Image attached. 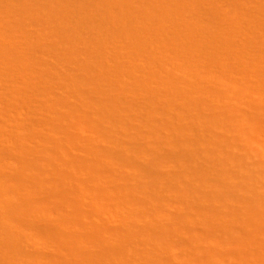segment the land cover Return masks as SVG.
Segmentation results:
<instances>
[{
    "label": "bare ground",
    "instance_id": "obj_1",
    "mask_svg": "<svg viewBox=\"0 0 264 264\" xmlns=\"http://www.w3.org/2000/svg\"><path fill=\"white\" fill-rule=\"evenodd\" d=\"M40 1L0 0V264H264V0H72L77 38ZM140 115L200 144L227 138L239 208L230 193H199L196 207L187 176L175 203L161 174H130L134 116L149 132ZM76 224L93 226L96 252Z\"/></svg>",
    "mask_w": 264,
    "mask_h": 264
},
{
    "label": "rangeland",
    "instance_id": "obj_2",
    "mask_svg": "<svg viewBox=\"0 0 264 264\" xmlns=\"http://www.w3.org/2000/svg\"><path fill=\"white\" fill-rule=\"evenodd\" d=\"M36 4H39V1H37V0H33ZM42 1H45V2H43L42 3ZM46 1H47V3H46ZM56 1H58V2H56ZM64 1V2H63ZM72 0H41L40 1V5H42V7H44L43 9H47L46 11H47V13L49 14V12H53L54 13V15H52L51 13V16L52 17H54V20L55 21H58V18H59V20H60V23L63 21L64 22V24L68 27L66 30H68V29H70V28H72V30H70L72 33H75L76 31H78L76 28H75V26L73 27L72 26V24H74L75 23V21H71V20H73L74 19V17H76V13H75V11H74V7H72L73 5H72V2H71ZM25 2V1H24ZM66 2V3H65ZM56 3H57V5H56ZM61 3V4H60ZM83 3H85V5L84 6H88L89 7V5L86 3V1H84L83 0ZM39 5V6H40ZM54 5V6H53ZM60 5H62V6H60ZM66 5V7H64ZM57 6V7H56ZM58 6L60 7V8H58ZM46 7V8H45ZM55 7V8H54ZM23 8H26L25 6L23 7ZM85 8V7H84ZM83 8V9H84ZM64 9V11L65 12H67V13H64V11L62 12V10ZM68 9H70L69 11H68ZM88 9H90V8H88ZM94 9V8H93ZM98 9L99 8H97V9H95V10H97L98 11ZM60 10V11H59ZM49 11V12H48ZM55 11V12H54ZM16 12V15L17 16H19L20 14H21V11L19 12V11H15ZM18 12L20 13V14H18ZM59 12V13H58ZM64 13V14H63ZM86 13H88V12H86ZM49 14V15H50ZM61 15V16H60ZM70 15V16H69ZM87 16H88V14H86ZM86 15H84V16H82V18H83V20L81 19V21L83 22L84 21V24H85V27H86V25L89 27L91 24H94V23H96V21L94 20V18H93V21H95L94 23H92V17H87ZM64 16H65V18H64ZM66 16L67 17H70V19L68 18V21H67V19H66ZM73 17V19H72V17ZM0 19H4L3 21L5 22V23H9V22H7V21H10V18H9V20H7L8 18L6 17V16H4V15H2V12H1V10H0ZM55 17H57V18H55ZM64 18V19H63ZM61 19H62V21H61ZM7 20V21H6ZM90 20V21H89ZM62 22V23H63ZM71 22H74V23H71ZM89 22V23H88ZM56 24H58L57 22H55ZM59 23V24H60ZM70 23V24H69ZM91 23V24H90ZM84 24H83V26H84ZM15 25H17L16 23H15ZM69 25V26H68ZM71 25V26H70ZM65 27V26H64ZM76 29V31L75 32H73V29ZM77 34H79V32H76V35ZM74 35V34H73ZM75 36V35H74ZM76 38L77 37H81V36H75ZM80 39H82L83 40V38H80ZM80 39H79V41H80ZM76 40H78V39H76ZM64 44V43H63ZM64 46H62V48H63ZM61 48V49H62ZM64 50H65V48H64ZM63 52V51H62ZM64 53V52H63ZM64 55V54H63ZM217 55V54H216ZM63 57V56H62ZM125 99V98H124ZM122 101H123V99H122ZM125 101V100H124ZM132 117H133V115H132ZM137 117V116H136ZM141 117V119L140 120H142V122H141V125H143L144 127H146V129H147V131L149 130V132H146L145 130H144V132H143V130L140 128V125H139V123H137V121H139V120H137V119H135V116H134V120L132 119V125L134 126V128H131L132 130V132H133V134L135 135V137L137 138V137H139L138 138V140L137 141H141V143H138L136 140H135V138L133 139H131L130 141L132 142L131 143V146H132V148H133V150H132V155L133 154H135V156H134V158H136L135 160H133V161H135L134 163H133V165H132V163H131V165L132 166H129V168H130V171H129V173L130 174H135V176L136 175H138V177H139V174H143L144 172V174H151L150 176L152 177V174L154 175V174H161L160 175V177L161 178H163L164 180H166V182H168L171 186H172V188L173 189H171V191H172V193L171 192H169L167 195H168V199H172V198H174L175 196H173V194H175V191L177 190V188L178 187H176L177 185V179L179 178V176H187L186 177V179H187V181H186V183H184V186H185V189H186V191H185V193L188 195V198L190 199V200H192V201H194V204H195V206L197 207L198 206V204H197V196L196 195H199V193L200 194H204V195H206V197H207V199H208V201H217L218 203H221L222 202V197H223V195H225L224 193H230V195H232V198H233V200H234V209L236 210L237 208H239V206L241 205L240 204V199H239V196H237L238 194H236L234 191H231V186H230V184L228 183V182H226L227 180H225L224 178V169H226L228 166H229V163H230V160H232L231 158H232V156H231V152H232V147L230 148V143H229V141H226L227 140V138H225L226 140H223V139H221V138H219L218 140L216 139H212V140H208L207 141V138L205 137V143L207 144H200V142H198L195 138H193V137H191L189 134H187V136H186V133H188L187 131H185L184 129H182V128H179L178 127V125L179 124H177L176 123V127H175V122L173 123L174 124V126L172 125V122H169V123H171V124H168L167 126H166V128H167V130H166V128H165V130H166V133H165V131L164 132H162V131H160L158 128H157V126L155 125L156 123H154L153 121H152V119L151 118H149V120H148V118H146V120H144V119H142L143 117L140 115L139 116V118ZM138 118V117H137ZM137 120V121H136ZM109 123V122H108ZM110 123H112V122H110ZM111 126H112V124H110ZM110 125H108V127L106 126V128H109V126ZM110 126V130L112 131V127ZM132 126V127H133ZM114 127V126H113ZM169 127V128H168ZM136 128V129H135ZM232 128H234V127H232ZM109 129H105V131H106V133H104V131H103V133H101V131L102 130H100V133H101V137H109L110 136V133H111V131L109 130ZM153 129H154V131H153ZM174 129V130H173ZM134 130L136 131V133H134ZM233 129H231V131H232ZM235 130V129H234ZM233 130V131H234ZM109 131H110V133H109ZM184 131H185V133H184ZM148 133V134H147ZM159 133V134H158ZM162 133H165L166 135H164V136H162L163 134ZM184 133V134H183ZM137 135V136H136ZM152 135V136H151ZM159 135V136H158ZM166 136V137H165ZM101 137H99L100 138V140H97V141H99V143H101V146H98L100 149L97 151V150H95V151H97L96 152V154L98 155V157L99 158H101L100 159V162L102 163V165H104L105 164V156L103 155V150H101L102 148L101 147H103L104 148V146H105V143H103V145L104 146H102V142H100L102 139H101ZM141 137V138H140ZM157 138V139H156ZM183 138V139H182ZM172 139V140H171ZM176 139H177V141L178 140H185V142L187 143V149H185L184 147H182V146H180V145H176V146H172V141L174 140V141H176ZM143 140H145V141H143ZM103 142H106V141H104V140H102ZM204 141H202L203 143H204ZM211 141H213V142H211ZM215 141V142H214ZM219 141V142H218ZM226 141V142H225ZM143 142V143H142ZM163 142V143H162ZM98 143V144H99ZM161 143V144H160ZM164 143H165V145H164ZM210 143V144H209ZM223 143H226V146H224L225 144H223ZM142 144V145H141ZM198 144L199 145H201V148L198 146ZM135 145V146H134ZM141 146V147H140ZM161 146V147H160ZM198 146V147H197ZM163 147V148H162ZM206 148V150H208V151H211V152H207L206 150H205V148ZM137 148V149H136ZM146 148V149H145ZM230 148V149H229ZM203 150H205L204 152H203ZM102 151V152H101ZM138 151H140L139 153H138ZM143 151V152H142ZM145 151H150V155L148 156V155H146L145 154ZM201 151H202V153H204V154H202V155H204V156H202L201 155ZM143 154V155H142ZM127 157H128V159H129V156L127 155ZM32 158H30V160H31ZM98 159V158H97ZM216 159V160H215ZM136 160H137V162H136ZM142 160V161H141ZM141 161V163H139V162ZM98 162H99V159H98ZM99 162V163H100ZM145 162V163H144ZM214 162H216L217 163V165L215 166L214 165ZM104 163V164H103ZM125 163V162H124ZM98 164V163H97ZM107 164V163H106ZM105 164V165H106ZM136 164V165H135ZM145 164V165H144ZM99 165V164H98ZM101 164L99 165V166H102ZM104 165V166H105ZM140 165V166H139ZM258 165H259V163H258ZM107 166V165H106ZM138 166V167H137ZM132 167V168H131ZM147 167V168H146ZM55 167H53V169H54ZM136 168V170L134 171V169ZM143 168V169H142ZM190 169L191 170V172H192V174L189 172V170H186V169ZM52 169V168H51ZM146 169H148V170H146ZM154 169H156V170H154ZM236 169V171H238V173H239V171L241 172L242 170L241 169H239L238 167L237 168H235ZM206 170H211V174H205L204 175V172L206 173ZM243 172H245V173H247V175H248V177L250 176V179H249V181L250 182H255V183H257L258 184V182L260 181V178H259V176H258V174L256 175V176H251L250 175V173H248L244 168H243ZM52 171H54L55 172V170H52ZM51 171V174L53 175V172ZM144 171V172H143ZM155 171V172H154ZM184 171V173H182ZM47 172V171H46ZM46 172H44V174H46V176L47 177H50L51 176V174H50V172L49 173H46ZM189 174V176L187 175V173ZM193 173H196V174H193ZM50 174V175H49ZM203 175V182L200 180H197V181H194L195 183H196V185L194 184V182H193V180H195L194 178H191V177H194V175H195V178L196 179H201V178H199L200 176L199 175ZM176 175V176H175ZM198 175V176H197ZM210 175H211V177H210ZM165 176V177H164ZM177 178V179H175V178ZM133 179V181H134V184H138V186H141V187H143L144 188V186L146 185H148V184H146V182L143 180V181H141L142 179H139V178H135V177H132ZM191 178V179H190ZM172 179V180H171ZM175 179V180H174ZM193 179V180H192ZM163 180V181H164ZM169 180V181H168ZM224 180V181H223ZM165 182V181H164ZM174 183V184H173ZM199 183V184H198ZM201 183V184H200ZM143 184V185H142ZM173 184V185H172ZM201 187V188H200ZM189 192V193H188ZM162 193H164V192H162ZM171 194V195H170ZM166 195V194H165ZM164 195V197H165V199L167 198L166 196ZM172 197V198H171ZM99 198V200H100V202H102V200H103V197H98ZM212 198V199H211ZM168 199H166L167 201H169ZM176 199H177V196L175 197V200L174 199H172V200H174V201H172V202H175L176 201ZM177 200H179V199H177ZM104 201V200H103ZM171 202V203H172ZM178 202H180V200L178 201ZM170 203V201H169V204H170V207H172L173 205ZM176 203V202H175ZM181 204H183V203H181ZM172 205V206H171ZM174 207V206H173ZM172 207V208H173ZM176 212L174 211V209H170L171 211H174V216H173V218H172V222H174V223H178V222H180L181 220H184L187 216V213H188V210L186 209V208H182L181 206H180V204H179V206H176ZM226 209H227V211L229 212V213H231L232 211V209L231 208H227L226 207ZM234 210V211H235ZM87 213V212H86ZM173 213V212H172ZM172 214H171V212H170V216H171ZM205 219L207 220V221H209V217H207V216H205ZM175 220V221H174ZM166 225V224H165ZM164 225V227H163V229H165L166 230V227L168 226V222H167V226H165ZM223 225H224V228L226 229V232L225 231H223V232H220L223 236H225L226 237V235H227V233H228V230H229V225L228 224H225V222H223ZM92 227V228H91ZM90 227V229H88V231L87 230H81V229H79V227L77 226V224L74 226V227H72V230H78V232L79 233H81L83 236H85V237H88V236H91L92 235V237H94L95 235H94V233H93V230H91V229H93V226H91ZM61 228V227H60ZM60 230H62V228L60 229ZM81 232H80V231ZM84 231V232H83ZM62 233H64L65 234V232L64 231H62ZM50 234V235H49ZM52 233L49 231V233H48V235H49V237L50 238H48L49 240V242H45V244H47L48 245V243H50V244H52L55 240H53V234L51 235ZM70 234V233H69ZM72 235V234H71ZM70 235V236H71ZM53 236V237H52ZM66 236L68 237V233H66ZM95 238V240H96V244H95V242H94V250H95V252L98 250V249H96L97 248V246H98V241L100 242V239L98 238V237H94ZM98 238V239H97ZM52 239V240H51ZM69 239H71V237H68V240ZM98 240V241H97ZM53 241V242H52ZM52 242V243H51ZM93 242V241H92ZM49 244V245H50ZM55 245V243L53 244V246ZM51 246V245H50ZM96 246V247H95ZM203 246V245H202ZM205 246V245H204ZM207 247V246H206ZM83 249H85V248H82L81 249V251H83L84 252V259L85 258H87V256H85V250H83ZM208 249H212V248H208ZM213 250V249H212ZM222 254L223 255H225L226 254V249H225V247L224 246H222ZM94 257H95V255H93ZM90 257V258H94V257ZM90 258H87V259H90ZM216 258H218V257H216ZM87 259H85L86 261H87Z\"/></svg>",
    "mask_w": 264,
    "mask_h": 264
}]
</instances>
